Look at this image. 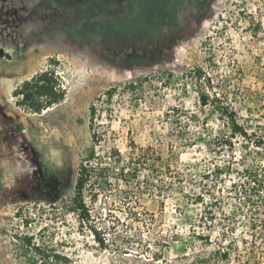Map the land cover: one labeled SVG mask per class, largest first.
Returning a JSON list of instances; mask_svg holds the SVG:
<instances>
[{
    "label": "rangeland",
    "instance_id": "374dc122",
    "mask_svg": "<svg viewBox=\"0 0 264 264\" xmlns=\"http://www.w3.org/2000/svg\"><path fill=\"white\" fill-rule=\"evenodd\" d=\"M131 3L99 19L121 36L120 45L147 39L159 5ZM99 4L110 8L106 0ZM47 70L64 98L36 112L20 104L15 90ZM201 91H218L241 121L264 133V0H229L189 49L183 68L170 75L162 69L117 75L46 48L3 50L0 264H31L35 253H25L26 236L46 253L65 255L68 264H264V194L251 207L232 187L246 185L238 172L255 163L253 145L246 150L239 137L233 151L219 150L215 143L227 125L213 106L201 105ZM228 159L231 172L217 177L216 162ZM82 161L95 168L84 191L90 209L84 222L70 211V188L57 203L35 191L50 174L74 178Z\"/></svg>",
    "mask_w": 264,
    "mask_h": 264
},
{
    "label": "flooded vegetation",
    "instance_id": "af4514ba",
    "mask_svg": "<svg viewBox=\"0 0 264 264\" xmlns=\"http://www.w3.org/2000/svg\"><path fill=\"white\" fill-rule=\"evenodd\" d=\"M106 1L110 8L102 9L99 0H0V55L6 48H46L84 59L97 69L103 64L117 75L140 76L156 69L170 75L183 68L189 49L214 26L229 2L156 0L147 39L127 46L117 42L121 36L115 30H104L99 19L105 14L111 19L118 7L134 4ZM156 10L162 18L156 17Z\"/></svg>",
    "mask_w": 264,
    "mask_h": 264
},
{
    "label": "trees",
    "instance_id": "16d2710c",
    "mask_svg": "<svg viewBox=\"0 0 264 264\" xmlns=\"http://www.w3.org/2000/svg\"><path fill=\"white\" fill-rule=\"evenodd\" d=\"M197 78L202 79L205 77L204 71L198 69L195 71ZM211 84V79H208ZM59 82L57 77L54 75V71H44L37 73L31 79L24 81V83L15 90V95L20 97L19 102L36 112H41L48 106L60 102L64 98V91L58 89ZM213 86V85H212ZM200 102L202 106H213V111L220 114L221 118L224 119L227 125V133L222 131L219 132L218 142L215 143L219 146V150L223 148H230L232 151L235 148L237 138L243 140L242 147L247 150L250 147L249 143L253 145V149H250V153H253L255 163L248 166H243L241 171L238 173L244 177L246 185L242 184L239 186L237 181H234L232 187L237 193H244V196L240 199H244V204L255 206L253 198L258 194H264V133L259 132L257 129L262 126L255 128L252 123H245L240 120L238 111L229 102L223 101L220 93L214 91L210 94L205 91L199 93ZM91 114H95V107L91 108ZM249 120V119H248ZM247 120V121H248ZM212 151V147H209ZM220 152V153H219ZM215 156L221 154V151H213ZM222 156V155H221ZM246 156V155H244ZM94 157V152L91 151L88 160ZM233 157L232 160H234ZM247 157L244 158V161ZM234 161L228 159L223 164L216 162L213 172L217 177H222L224 174L231 172L232 164ZM95 170L94 167H90L86 162L82 161L78 171L75 173L74 178H71L70 172H61L58 174H50L40 182H37L38 189L41 195L40 198L47 200L52 203H57L62 198L63 189L70 188V211L77 212L82 222L89 220V207L84 198V191L89 185L92 178V172ZM201 198V197H200ZM204 203V199H201ZM205 204V203H204ZM207 207V206H206ZM260 207L264 212V197L261 200ZM206 211V210H205ZM212 212V211H211ZM207 213V211H206ZM214 216H210V220H214ZM93 232L97 239L104 243V239L99 235L97 229H93ZM32 237L26 236L24 238V246H26L25 253L29 254V250H33L35 255L31 257L29 255V263L36 264L37 259L41 260L42 264H68L69 259L65 255L59 253H46L42 246L33 245ZM224 258H229L230 251L224 250L222 253ZM206 264L207 263L205 261Z\"/></svg>",
    "mask_w": 264,
    "mask_h": 264
}]
</instances>
